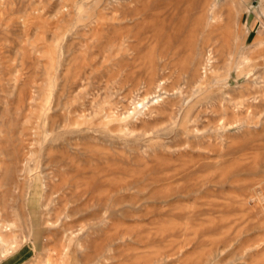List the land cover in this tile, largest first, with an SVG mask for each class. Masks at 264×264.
Instances as JSON below:
<instances>
[{
    "label": "rangeland",
    "instance_id": "rangeland-1",
    "mask_svg": "<svg viewBox=\"0 0 264 264\" xmlns=\"http://www.w3.org/2000/svg\"><path fill=\"white\" fill-rule=\"evenodd\" d=\"M0 222L8 263L264 264V0H0Z\"/></svg>",
    "mask_w": 264,
    "mask_h": 264
},
{
    "label": "bare ground",
    "instance_id": "bare-ground-1",
    "mask_svg": "<svg viewBox=\"0 0 264 264\" xmlns=\"http://www.w3.org/2000/svg\"><path fill=\"white\" fill-rule=\"evenodd\" d=\"M212 53V52H211ZM210 51H209V53L207 52V56H208V61L210 60L209 58H210ZM213 54V53H212ZM207 58V57H206ZM209 63V62H208ZM208 65H211V63L210 64H208ZM207 65V66H208ZM203 68V67H202ZM156 88V87H155ZM25 170V169H24ZM27 173V172H26ZM24 174V173H23ZM26 177V176H25ZM1 223V222H0ZM2 225V224H1ZM8 226V225H7ZM12 226V225H11ZM6 228H8V227H6ZM9 233V232H8ZM2 234L3 235H0V244L2 245V253L0 254V256H1V261H0V264H4V262L2 261V260H4V257L5 256H8V254L10 253V248H9V246H8V244H7V235H4L5 233L2 231ZM30 235V234H29ZM13 244V243H12ZM14 246V245H13ZM14 250V249H13Z\"/></svg>",
    "mask_w": 264,
    "mask_h": 264
},
{
    "label": "crops",
    "instance_id": "crops-1",
    "mask_svg": "<svg viewBox=\"0 0 264 264\" xmlns=\"http://www.w3.org/2000/svg\"><path fill=\"white\" fill-rule=\"evenodd\" d=\"M12 259L9 260V263L8 261H5L4 264H16V261L17 259H15L14 261H11Z\"/></svg>",
    "mask_w": 264,
    "mask_h": 264
}]
</instances>
